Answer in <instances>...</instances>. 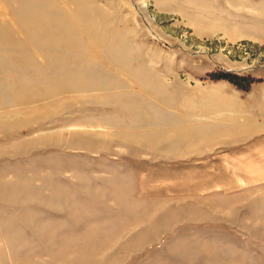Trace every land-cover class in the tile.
Segmentation results:
<instances>
[{
	"label": "rangeland",
	"instance_id": "1",
	"mask_svg": "<svg viewBox=\"0 0 264 264\" xmlns=\"http://www.w3.org/2000/svg\"><path fill=\"white\" fill-rule=\"evenodd\" d=\"M0 264H264V0H0Z\"/></svg>",
	"mask_w": 264,
	"mask_h": 264
}]
</instances>
